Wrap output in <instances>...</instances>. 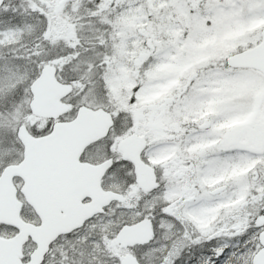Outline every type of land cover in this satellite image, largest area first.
<instances>
[{"label":"snow or ice","instance_id":"6c2138e0","mask_svg":"<svg viewBox=\"0 0 264 264\" xmlns=\"http://www.w3.org/2000/svg\"><path fill=\"white\" fill-rule=\"evenodd\" d=\"M0 264H264V0H0Z\"/></svg>","mask_w":264,"mask_h":264}]
</instances>
